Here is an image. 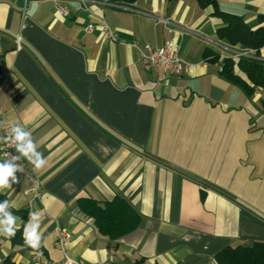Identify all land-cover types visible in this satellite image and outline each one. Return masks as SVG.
I'll use <instances>...</instances> for the list:
<instances>
[{
  "label": "crops",
  "instance_id": "1",
  "mask_svg": "<svg viewBox=\"0 0 264 264\" xmlns=\"http://www.w3.org/2000/svg\"><path fill=\"white\" fill-rule=\"evenodd\" d=\"M217 3L253 29L264 26V0ZM87 6L0 0V137L4 121L24 127L47 161L37 171L21 156L41 183L39 199L31 201L17 176L0 191L21 210L12 213L23 233L29 213L39 214L42 245L34 250L0 235V263L11 256L16 264H65L66 253L82 264H219L225 247L264 241V84L248 94L222 73L224 60L241 50L264 61V46L221 38L223 20L200 0ZM100 17L117 41L88 30ZM172 38L189 70H146L133 43L145 50ZM206 48L219 61L207 59ZM235 72L249 82L238 66ZM116 197L141 221L112 239L79 200Z\"/></svg>",
  "mask_w": 264,
  "mask_h": 264
},
{
  "label": "trees",
  "instance_id": "2",
  "mask_svg": "<svg viewBox=\"0 0 264 264\" xmlns=\"http://www.w3.org/2000/svg\"><path fill=\"white\" fill-rule=\"evenodd\" d=\"M132 2L134 0H123ZM201 4H211L214 14L223 20V25L218 29L219 36L231 44H241L246 47L260 50L264 46V26L251 28L243 15L226 12L220 9L217 0H200ZM204 56L217 62L220 54L206 48ZM239 67L248 77L245 80L235 72ZM264 61L253 57H227L223 62V75L230 81L238 84L248 94H252L256 86L264 84ZM7 200L4 193L0 192V202ZM241 204L240 202H238ZM79 205L83 212L92 217L99 232L112 239H117L128 234L140 225V215L135 208L125 199L116 197L111 201L101 202L95 199H80ZM242 205V204H241ZM12 212H21L12 206ZM24 217H26L24 215ZM14 237L8 238L12 244L25 245L23 227H17ZM30 248L29 246H27ZM31 249V248H30ZM219 264H264V241L256 240L252 244L238 243L222 249L216 255ZM0 264H16L11 256H7Z\"/></svg>",
  "mask_w": 264,
  "mask_h": 264
},
{
  "label": "built area",
  "instance_id": "3",
  "mask_svg": "<svg viewBox=\"0 0 264 264\" xmlns=\"http://www.w3.org/2000/svg\"><path fill=\"white\" fill-rule=\"evenodd\" d=\"M84 7L88 9L87 3L88 0H81ZM27 5L25 4L20 9L25 12ZM59 13L66 15L67 9L64 5H58ZM164 22L168 25L169 31H175V27L171 23L170 20L164 19ZM96 29H100L107 38L117 41L118 35L113 29V27L108 23L105 17H100L98 23H90L88 25L89 31H94ZM133 45L139 50L141 60L146 70H152L157 67H163L166 71L183 75L189 70V63L182 58L180 54V45L172 38L168 39L162 46L153 47L151 45H147L146 49H141L136 42ZM252 49H245L236 52L235 56H245L251 57ZM264 74V71H263ZM14 125L4 121L1 125L2 137L7 136L11 132V128ZM11 156H19V152L16 150V146L11 141L0 143V158L2 160L10 159ZM18 165L23 169L22 172L18 171L16 176L22 179L25 183L24 191L27 195L31 196V201L35 199H39L41 197V183L38 177L34 174V172L29 168L25 160L20 157L19 160L16 161ZM0 241H3L0 238ZM66 243V236L63 232H60L59 238L56 241V246L63 248ZM65 264H82L80 260H73L68 257L65 253L64 258Z\"/></svg>",
  "mask_w": 264,
  "mask_h": 264
},
{
  "label": "clouds",
  "instance_id": "4",
  "mask_svg": "<svg viewBox=\"0 0 264 264\" xmlns=\"http://www.w3.org/2000/svg\"><path fill=\"white\" fill-rule=\"evenodd\" d=\"M0 141L5 143L11 141L20 154L0 162V191L11 188L12 183L17 182L16 173L23 171L21 166L16 163L21 156L27 158L37 171L41 170L47 163L42 153L37 151V145L32 139L31 132L22 126H13L7 136L0 137ZM10 207L8 200L0 202V235L7 238L14 237L17 230L16 216L12 213ZM23 236L27 246L34 250L40 249L42 233L40 232V216L38 213H29V220L24 225Z\"/></svg>",
  "mask_w": 264,
  "mask_h": 264
}]
</instances>
